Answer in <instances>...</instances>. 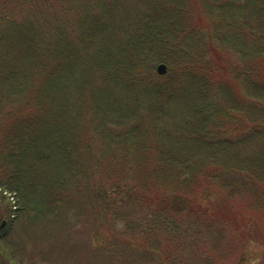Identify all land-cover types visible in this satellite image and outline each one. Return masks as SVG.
Returning a JSON list of instances; mask_svg holds the SVG:
<instances>
[{"label":"trees","instance_id":"1","mask_svg":"<svg viewBox=\"0 0 264 264\" xmlns=\"http://www.w3.org/2000/svg\"><path fill=\"white\" fill-rule=\"evenodd\" d=\"M263 120L264 0H0V187L26 205L56 172L170 236L214 188L264 199V145L237 148Z\"/></svg>","mask_w":264,"mask_h":264},{"label":"rangeland","instance_id":"2","mask_svg":"<svg viewBox=\"0 0 264 264\" xmlns=\"http://www.w3.org/2000/svg\"><path fill=\"white\" fill-rule=\"evenodd\" d=\"M159 64L166 67L160 75H166L170 67ZM261 141L248 138L237 148L255 156ZM80 182L78 194L76 178L45 172L37 187L43 188L46 206L26 205L25 194L0 187V222H6L0 230L6 254L0 264H264V199L253 200L257 196L245 189L230 194L212 189L200 203L208 213L183 215L169 236L119 205L114 217L106 215L91 201L84 179Z\"/></svg>","mask_w":264,"mask_h":264},{"label":"water","instance_id":"3","mask_svg":"<svg viewBox=\"0 0 264 264\" xmlns=\"http://www.w3.org/2000/svg\"><path fill=\"white\" fill-rule=\"evenodd\" d=\"M157 72L159 74H164L166 72V67L164 64H159V66L157 67ZM5 221L0 225V229L4 226Z\"/></svg>","mask_w":264,"mask_h":264}]
</instances>
